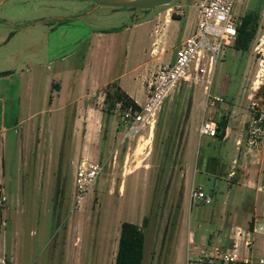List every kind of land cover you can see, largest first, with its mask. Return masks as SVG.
Here are the masks:
<instances>
[{"label":"rangeland","instance_id":"rangeland-1","mask_svg":"<svg viewBox=\"0 0 264 264\" xmlns=\"http://www.w3.org/2000/svg\"><path fill=\"white\" fill-rule=\"evenodd\" d=\"M196 2L172 0L147 9L93 7L90 0H4L0 4L1 16L28 22L9 40L13 26L0 25V70L17 68L0 75V111L6 127L0 130V264H114L121 221L141 224L144 215L149 220L144 227L143 264H195L201 249L231 244L229 221L250 228L252 199L242 193L236 203L229 200L222 208L227 179L207 170L206 162L218 156L231 171L232 159L235 165L243 163L241 153L247 155L244 165L249 164L252 150L264 143V0H234L237 21L248 10L258 15L248 49L224 46L209 90L202 83L184 84L166 97L149 137L148 124L134 136L124 137L118 104L109 117L103 114L97 128L100 151L94 160L102 169L79 201L73 191L76 164L81 159L91 161L97 149L96 143L83 144L81 124L74 135L75 98H81L84 109L91 104L103 107L106 86L90 90L86 83L84 89L80 80L93 75L101 82L119 76L127 87L142 72L147 76L153 71L147 65L156 63L151 48L158 35L155 28L161 29L157 15L179 16L177 26L172 23L166 29V35L179 37L196 15ZM130 26L132 30L127 29ZM90 41L96 56L92 68L83 72ZM214 95L223 98L216 100V112H226L234 104L242 123L236 132L238 157L233 135L226 141L203 135L192 153L199 162L186 187L184 145L191 129L199 133L204 100L205 117L210 115ZM254 116L261 118L255 122L258 137L252 144L248 140ZM259 158L255 155L254 162L261 167ZM198 186L210 201L192 195ZM261 192L264 198V189ZM254 214L256 232L248 256L251 264H264L259 262L264 259V226L258 224L264 217L259 210ZM241 244L242 251L245 245Z\"/></svg>","mask_w":264,"mask_h":264},{"label":"built area","instance_id":"built-area-1","mask_svg":"<svg viewBox=\"0 0 264 264\" xmlns=\"http://www.w3.org/2000/svg\"><path fill=\"white\" fill-rule=\"evenodd\" d=\"M197 14L193 29L184 36L174 49L171 61L160 65L153 72L147 83V97L138 108L128 105L122 108L121 123L124 137L139 133L148 124L152 131L156 115L162 103L175 89L184 84L204 83L209 90L216 61L224 55V46L232 44L240 21L234 16V0H197ZM180 7L181 5L178 4ZM209 96V93L207 91ZM214 100L222 97L214 95ZM212 100L211 102H214ZM119 106V103H117ZM260 116L252 119L253 129L249 143L257 142L256 126ZM218 133L217 123L210 118H202L199 134L215 136ZM102 165L99 161L81 159L74 170V195L79 201L96 181ZM201 187L193 188L192 195L210 201L211 197ZM231 245L215 246L213 249L200 250V258L195 264H251L249 256L240 257L236 251L237 239L242 238L244 245L251 243L250 232L240 225L234 226ZM259 262L264 259L259 258Z\"/></svg>","mask_w":264,"mask_h":264},{"label":"crops","instance_id":"crops-1","mask_svg":"<svg viewBox=\"0 0 264 264\" xmlns=\"http://www.w3.org/2000/svg\"><path fill=\"white\" fill-rule=\"evenodd\" d=\"M196 14H197V10H196ZM157 18H159L160 20L161 29L159 30L155 28V30L158 31V35L155 37L154 41H156V43L151 48V52L153 53L152 61H156V63L155 64L153 63L151 68L149 65H147L148 67L147 69H150L151 71L152 70L154 71L160 65L172 60L176 45L180 42V40L184 36H186L193 29L195 25L196 15L194 16V18H190L188 20L187 27L184 30V32L179 37L174 36V38L169 34L166 35V32H167L166 29H167V25L172 24V23H173V26H175L174 23H176V26H177L179 16H172L170 12H166V13L158 14ZM127 29L132 30V27L131 26L127 27ZM92 42L93 41H90L89 46L84 56L85 64L82 68L83 72L86 71L89 67L92 68L93 63H94L93 58L96 56L95 55L96 49H94V44ZM129 50H130V45L127 44L126 51H125V59L127 58L129 54ZM93 53H94V56H93ZM165 54L167 55L166 59L163 58ZM87 61L91 62L90 63L91 66H88ZM91 72L93 73L92 70ZM152 72L149 73L150 75L148 74L147 76L142 72L141 74H139V77L136 79V81L134 83H130L127 87H124L123 83L121 82L118 76L117 78L118 83L138 104L143 103L147 97V83H148L149 78L152 75ZM122 74L123 73L120 74V77ZM113 79H116V78L108 77L105 80L98 82L96 77L91 75L88 79L86 78L83 81L79 79L80 88L85 89V85L86 83H88L90 90L92 88L95 89L98 85L100 84L106 85L108 82L112 81ZM202 84L204 87V83ZM75 99L77 103V109H76V116L74 117V128H73L74 135H75V132L78 130V124H81L84 128L83 144L85 146H95V143L97 144V149L94 150L93 154L90 156V160L94 161L95 158L98 157L99 151H100L101 139H100V134L97 128H99L102 118H103L102 105L101 104H98V105L91 104L86 109H84L80 105L81 98L79 97ZM193 104H194V98H193V93H192V101H191V106L189 110L192 127L194 126V123L196 121L195 117L193 116ZM210 104L212 106L210 107L211 108L210 115L208 117H205L207 104H206V101L204 100L202 104V113L200 115V118H210L214 120L215 122H217V120L220 119L222 116H225L227 118V124L224 128L223 134L221 136L219 135H215V136H218L221 141H226L233 135L235 146H236L235 157L236 156L238 157L237 151L240 148V145H239L240 139L238 137V133L236 134V132L239 131V128L237 127L241 126L240 125L241 122L239 120L237 111H235V105L231 104L230 110L219 113L218 111L216 112L217 107L219 106L218 101L214 100V102H210ZM83 113L86 115L84 116ZM0 114H2L1 120H0L1 122L0 130L4 131L6 127L3 124L4 118H3L2 110L0 111ZM26 119L28 120V116ZM230 120L232 123H230ZM115 121H116L115 117L110 120V126H111L110 131L111 132L113 131V128L115 127V125H113ZM151 133L152 131L148 133V137H149V134ZM141 135L143 134H140L139 136ZM203 135L209 136L207 134L200 135L197 131H195V129H191L190 132L188 133L187 140L184 145V150H183L184 166H183L182 174L184 177V182H185L186 187L188 186V182L191 180V178H193L194 171L197 169L199 159L197 158L196 161L193 160L192 153L194 151V147L197 145V143L199 142V140L201 139ZM255 155H259L260 157L259 160H261L260 166L262 167L264 163V143L262 144V147L257 149V151L252 150L251 157H250L251 163L249 164L246 163L244 165V160L246 159L247 155H243L241 153H240L239 158L243 159V163L239 165H235L236 159H232L233 163L231 164V167L232 166L233 167L231 171L227 170V165L224 162H222V160L218 156L214 158L210 163L208 162V160L206 162L207 170H209L210 172H213L217 176H224L227 179L228 185L223 193L222 208H224V205L226 204L229 205V200H231V203L233 204L236 203L239 197L242 196V193H244L243 198H246V196H249L250 200L252 199L253 206H252V210H250V213H251L250 223H249L250 228L245 227V225H243L240 222H237L234 220L229 221L228 226L230 225V228L227 229V238L231 240H232V236L234 233L235 225H240L245 230L248 229V231L250 232V238H252V234L256 232V218L254 216L255 215L254 213L257 210H259V213L262 215V217H264V198L261 197L262 196L261 191H263L264 189V169H262L261 167H258L259 164L254 162ZM201 163L203 162L201 161ZM130 171H131V168L128 169V172ZM198 187H201V186H198ZM248 189L254 190V192H250L248 191ZM231 216L232 215H229V217ZM258 224L264 226V221L263 223H258ZM189 237L192 240L191 231H189ZM242 240H243L242 238L237 239L236 251L240 257L248 256V252H249V248L246 246L243 247L242 251L240 250L241 245H242L241 244ZM262 240H264V236L262 237ZM225 245L226 244H224L223 246Z\"/></svg>","mask_w":264,"mask_h":264},{"label":"trees","instance_id":"trees-1","mask_svg":"<svg viewBox=\"0 0 264 264\" xmlns=\"http://www.w3.org/2000/svg\"><path fill=\"white\" fill-rule=\"evenodd\" d=\"M258 15L253 10L245 12L237 25V34L233 41L236 49L247 50L250 41L253 39L257 29ZM104 106L102 112L109 117L119 103V107L124 108L132 105L138 108V103L119 85L117 79L108 82L104 89ZM217 135L223 134L227 124V118L222 116L217 120ZM149 217L144 215L141 224L123 220L120 223V232L115 253L114 264H143L145 254V230Z\"/></svg>","mask_w":264,"mask_h":264},{"label":"water","instance_id":"water-1","mask_svg":"<svg viewBox=\"0 0 264 264\" xmlns=\"http://www.w3.org/2000/svg\"><path fill=\"white\" fill-rule=\"evenodd\" d=\"M4 0H0V4ZM93 7L99 5H108L113 7H136V8H153L155 6L169 4L172 0H90ZM9 71L0 70V75L8 74Z\"/></svg>","mask_w":264,"mask_h":264},{"label":"flooded vegetation","instance_id":"flooded-vegetation-1","mask_svg":"<svg viewBox=\"0 0 264 264\" xmlns=\"http://www.w3.org/2000/svg\"><path fill=\"white\" fill-rule=\"evenodd\" d=\"M6 24H10L13 26V28H10V32L9 35L7 37L6 40H9L11 38V36L16 33V31L18 29H22L24 27H26L28 25L27 21H24L22 19H12V18H8V17H4L0 15V25H6ZM22 70V68H20ZM3 71H9L8 74L10 73H14L17 71V68L15 67H7L6 69H4Z\"/></svg>","mask_w":264,"mask_h":264}]
</instances>
